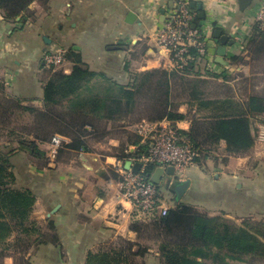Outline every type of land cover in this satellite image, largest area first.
Segmentation results:
<instances>
[{"label":"crops","instance_id":"obj_1","mask_svg":"<svg viewBox=\"0 0 264 264\" xmlns=\"http://www.w3.org/2000/svg\"><path fill=\"white\" fill-rule=\"evenodd\" d=\"M175 1L201 3L204 18L199 20L198 26L203 28L207 37L214 39L215 29L234 42L246 37L240 49L226 46L225 64L217 62L219 42L212 41L207 51L211 63L206 61L201 67L206 72L219 75L218 80H226L224 82L229 84L230 92L237 100H246L250 96L264 97V71L257 68L258 65L264 69V60H252L248 50L255 21L252 25L248 23L251 10L240 12L237 0H46L45 11L37 2L31 4L30 11L40 9L39 19L24 23L21 17L5 19L0 10V84L5 96L20 100L22 106L42 108V99L31 98V92L37 82L33 73L39 71L42 54L47 48L43 37L50 45L55 43L59 48H71L70 51L85 59L90 71L103 74L113 69L120 56L126 53L128 57L120 77L123 86L130 85L136 73L165 69L167 57L156 48L155 32L159 28L157 25L163 24L165 11ZM259 4L263 6L264 0H251L248 7ZM192 10L198 14L196 9ZM130 12L136 17L132 24L125 21ZM60 37L62 40L59 42ZM118 41L128 46H118L117 43L115 47L113 44ZM66 61L64 74L68 75L73 64ZM177 113L184 118L169 122L183 132L190 130L193 117L201 115L186 104L180 105ZM141 121L137 115H129L100 122L94 128L86 127L90 134L85 149L74 152L60 148L55 157L47 155L50 162L45 165V188L39 193L31 190L35 202L30 216V221L40 226L45 235V245L35 251L43 252L45 264H83L86 254L93 251L99 242L114 244L120 240H135L130 225L138 220L131 205L119 194L120 175L116 164L133 162L140 158L139 152L149 146V141L135 133L136 125ZM254 123L257 128L260 122L255 119ZM62 138L65 144L69 143L67 138ZM2 146L12 149L9 141L1 143L0 140ZM47 147L48 143L45 144ZM255 148L256 144L252 150ZM128 152L137 155L127 158ZM206 154L189 169L195 178L187 182L176 180V183L184 182L186 185L182 194L170 193V207L182 203L193 206L208 217L232 218V214L221 208L201 209L210 206L209 203L220 206L225 203L221 200L223 196L227 199V195L234 197L235 192L247 190V186H252L257 166L250 163V156L228 153L223 141L210 147ZM16 157L11 158V164ZM164 177L167 176L163 175L161 179ZM197 178L198 181L195 180ZM174 182L168 180L166 190ZM214 197L217 198L212 200ZM56 207V212L50 214ZM218 212L222 214L218 215ZM31 255L32 251L25 259ZM155 256L158 257L157 254ZM2 259V264H12L11 257ZM155 259L151 262L158 264L159 260Z\"/></svg>","mask_w":264,"mask_h":264},{"label":"trees","instance_id":"obj_2","mask_svg":"<svg viewBox=\"0 0 264 264\" xmlns=\"http://www.w3.org/2000/svg\"><path fill=\"white\" fill-rule=\"evenodd\" d=\"M34 2L45 5L46 0H0V10L5 19L14 20L21 17L24 23L33 14L29 15V8ZM198 22L200 21L196 16L194 23L196 27ZM248 50L252 60H264V34L256 26L249 39ZM65 59L73 64L72 70L68 75L48 70L43 86L41 109L22 106L20 100L6 97L0 84V115L10 116L14 112L37 113L45 117V121L62 124L68 132L54 130L53 134L62 135L69 143L63 142L60 148L77 152L87 147V136L90 132H87L86 127L94 128L100 122H109L129 115H137L140 120L148 122L180 121L184 117L177 113V109L180 105L186 104L189 109L194 108L201 115L193 117L188 132L179 133L199 153V160L206 157L209 148L220 141L225 143L226 151L235 156L246 155L254 147L257 132L254 121L258 119L260 122V119L264 118V97L250 96L246 100H237L231 90H228L226 96L204 94L198 96L192 85L186 99L181 101L178 97L186 94L183 91L175 97L177 92L171 87V79L182 81L186 79L177 77L175 71L164 69L147 71L133 76L130 85L123 86L108 79L102 72L90 71L79 53L69 50ZM185 72H195L197 76L213 79L220 78L219 75L204 71L201 63L189 64ZM201 72H205L204 75ZM157 73L161 74L163 79L161 84L166 91L162 90L160 95L152 94L145 98L153 112L144 116L143 110L150 106L141 104L140 93L147 85V80ZM177 85L178 83L176 88ZM56 108L65 111L56 114ZM5 123L0 117V134L3 131H10L11 135L16 131L11 128V124L3 125ZM51 140L47 136L40 138V142L20 137L16 142V148L0 147L1 251L13 245L16 247L20 245L25 253L30 247L45 245V235L41 227L30 221L35 196L28 189L14 187L15 176L11 158L17 153H25L32 159L46 160L47 155L40 149L39 143L46 144ZM148 149L149 146L145 147L139 152V156L146 155ZM126 155L127 158H131L137 153L128 152ZM155 169V165H148L144 169V174L151 178ZM177 185L179 183H174L168 190L172 195L182 194L184 189L177 192ZM221 217L224 218L208 217L193 206L178 203L169 209L165 217L155 216L151 224H145L143 221L133 222L130 230L136 235L137 240L148 238L158 245L160 264H197L198 253L193 257L192 248L214 249L217 251L216 257L220 256L226 262L256 264L254 259L248 258L264 256V226L261 227L262 230H252L246 225L232 226ZM13 235L15 243L9 245L6 242ZM107 246L97 252L89 251L83 264H132L139 252L131 250L133 246L127 240H120ZM143 249L148 250L145 247Z\"/></svg>","mask_w":264,"mask_h":264},{"label":"rangeland","instance_id":"obj_3","mask_svg":"<svg viewBox=\"0 0 264 264\" xmlns=\"http://www.w3.org/2000/svg\"><path fill=\"white\" fill-rule=\"evenodd\" d=\"M38 5L40 6L41 10L45 11V8H47L46 3L45 5L43 3L37 2ZM264 7V5H258V6H251L247 7L246 10H251V17L248 20V23L252 25L253 20L255 21L256 16L260 9ZM39 8H36V10H31L29 12L30 16V22L32 20H38L39 19ZM36 22V21H35ZM17 24V23H16ZM157 25V28L161 27L162 24ZM255 24L253 25V27ZM199 30L201 31L204 40L206 43L212 44L214 41L215 43H218L217 40L212 39L210 37H207L201 26H198ZM249 30V29H248ZM58 38V37H57ZM246 37H240L239 41H235L234 44L232 45L233 48L235 49H240L242 47L243 41L245 40ZM59 39V38H58ZM61 37L59 42L61 41ZM121 41V40H120ZM115 42V47L124 45L125 47L128 46L125 42ZM47 44V48L44 51L43 54H52L56 53L59 49H64L66 52L71 50L69 47H63L59 48L58 45L55 43L53 45H50L49 43ZM120 52H123L120 50ZM127 54L125 53L123 56H120V61L118 64L113 68V69H108V71H105L104 75L110 79L116 82L117 84L121 85L123 83L121 82V76L123 75L124 72V61L127 59ZM83 62L87 65L85 59H83ZM205 61H208L211 63L208 59V56L205 57ZM65 60V64H66ZM112 65V63H110ZM258 70L264 71L263 67L261 68L260 66L257 65ZM48 70L42 68V65L40 64V69L39 71L35 74L33 73V77H36L37 82L31 92V98H35V100H41L43 97V86L44 82L46 80ZM54 72V71H53ZM55 72H61L60 70H57ZM145 73V72H142ZM142 73H136L135 75H139ZM203 75L205 72H201ZM178 74V75H177ZM177 77H184L186 80L182 81L176 78L171 79V87H173V91L177 92L175 97H178L181 92H185L186 95H180L181 97H178L179 100L183 101L186 99V96L190 93L191 86L193 85L194 91H196V95H206V96H226L228 94V90H231V87L229 84H226L224 81H220L218 79H213V78H203L206 76H197L195 72L192 73H177ZM162 76L161 74L157 73L155 76L150 77L147 80V85L143 88V90L140 93V100L141 104H144L145 106H150L149 102L145 99L150 97L152 94L154 95H160L162 93V90L165 92L166 89L162 87L161 81H162ZM196 81V82H193ZM176 83H178L177 88ZM232 85H235L231 83ZM6 87V86H5ZM146 102H145V100ZM56 114H61L65 111V109L61 108H56ZM153 109L150 107H145L143 110L142 114L149 115L152 114ZM0 117L6 122L3 125H10L11 128L16 130L15 132H12L10 135V131L4 133L1 132L0 140L1 143L3 142H10L12 143V149L16 147V142L19 140L20 137L24 139H29L32 141L40 142V138H45L47 136L50 139H52L55 136H60L62 135L59 134H53L54 130H60L62 132H68L65 129V126L62 124H55L53 121H45V117L38 115L37 113L35 114H24V113H12L10 116H5V115H0ZM264 122V118L260 119V123ZM10 129V128H9ZM12 131V130H11ZM88 134V133H87ZM89 140V138H88ZM39 147L42 151L45 152L46 155L51 157V153L49 149L45 148V144H40ZM60 150V149H59ZM57 152V151H56ZM251 152V153H250ZM248 152L246 155L250 156V163L252 165L257 166V173L256 176L253 177L252 179V186H247V190H242L240 192H235L236 194L234 197H229L227 195V199L225 196L222 197L221 200H224L225 203L222 205H213V203H209L210 206H203L201 210L204 208H221L222 211H227L229 212L232 218H223L221 219L224 222L229 223V225L232 226H243L246 225L250 229H256V230H262V226H264V145H256V148L253 149L252 151ZM25 154V153H23ZM207 155V154H205ZM14 156H17L12 160V171L13 174H15V188L18 189H23V188H28V190H36L37 193L43 188H45V165L49 163V159L45 158L41 160H35L30 158L28 155H20V153L15 154ZM244 156V155H243ZM52 158V157H51ZM54 161V159H53ZM190 168H188L184 173L182 174H175L173 177H164L161 179L160 184L156 186L157 189V196L159 199V204H166L170 205V192L166 190V185L168 180H181V181H188L189 179L195 178L193 174L189 171ZM198 181V178L195 179ZM257 180V181H255ZM248 188H251L252 190L249 191ZM217 197L212 198V200H215ZM43 200H45V195H43ZM218 204V203H217ZM256 210H258V213H256ZM251 212V213H250ZM222 214V212H218V215ZM247 214H255L256 216L253 215V217H248ZM36 216L42 218L40 214H37ZM143 222L145 224H151L152 219L149 216L142 218ZM249 220V221H248ZM40 227V226H39ZM42 229V228H41ZM136 236V235H135ZM13 242V243H12ZM119 242V241H117ZM9 245H13L15 243V238L12 240L9 239L8 242ZM129 243L133 246L131 250L133 249L134 251H138L137 254L135 255V259L133 260L132 264H156V262H151L152 260L156 261L155 258L159 260V257H156L155 254L158 252V245L155 244L153 241L150 239L146 238L144 240H135L130 241ZM131 246V247H132ZM20 247V248H18ZM108 247L106 242H99L93 249V251L97 252L100 249H104ZM147 248L148 250H144L143 248ZM37 247L34 248H29L25 253H23V249L21 248L20 245H15L10 246V248L6 250H0V264H2V258L4 257H11L12 258V264H45L43 262V256L42 253H37L35 252ZM32 251L31 257L28 259H25L28 253ZM192 254L193 257L195 254L197 261L193 258L194 261L197 262V264H228V261L226 262L225 260H222L220 256L219 258L216 257L217 254H215L217 251L214 249H198V248H192ZM158 255V254H157ZM198 257V258H197ZM201 257H203L201 259ZM248 259H254V262L256 264H264V256H256L255 258H248ZM160 264V262H158Z\"/></svg>","mask_w":264,"mask_h":264},{"label":"built area","instance_id":"obj_4","mask_svg":"<svg viewBox=\"0 0 264 264\" xmlns=\"http://www.w3.org/2000/svg\"><path fill=\"white\" fill-rule=\"evenodd\" d=\"M175 2L165 11L163 24L155 32V45L158 51L167 57L164 70L182 73L189 68L191 63L202 65L206 63L208 44L194 24L196 12L189 7L186 1ZM255 26L264 34V7L256 16ZM65 55L64 49H59L52 54H42V68L54 72L60 70L64 73ZM135 133L141 139L149 141L148 153L131 162V164L137 163L141 166L136 173L125 170L123 163L116 164V170L120 175L119 194L131 205L138 221H143L142 218L147 216L150 218L165 217L171 207L159 204L156 186L151 182L150 177L144 174L145 167L148 165L163 169L172 167L174 174H182L196 164L199 153L189 141L180 135L177 127L166 120L161 122L142 120L136 125ZM63 142L64 139L60 136L52 138L47 147L51 157H55L56 151ZM255 144L264 145V123L257 126ZM178 181L181 182V180Z\"/></svg>","mask_w":264,"mask_h":264},{"label":"water","instance_id":"obj_5","mask_svg":"<svg viewBox=\"0 0 264 264\" xmlns=\"http://www.w3.org/2000/svg\"><path fill=\"white\" fill-rule=\"evenodd\" d=\"M237 3H238V9L240 12H243L248 6L249 4L251 3V0H237ZM189 7L191 9H196L198 11V14H197V18L199 20H202L204 18V13L202 12V6H201V3H196V2H190L189 3ZM162 12V11H160ZM136 20V17L133 13H128L127 14V17H126V22L127 23H134V21ZM195 26V25H193ZM213 37L214 39H216L218 42H219V46L217 48V62L220 63V64H225L223 63V58L225 56V50H226V46H232L234 44V40H231L229 39V37L225 34H223L220 30L218 29H215L213 31ZM42 40L45 42V43H49L48 39L46 37H43ZM124 169L125 170H131L133 173H136L139 169H140V164H131L130 161H127L124 163L123 165ZM163 175H166L168 177H173L175 174H174V170L172 167H167L166 169H163V168H156L155 171L153 172V174L151 175V182L155 185H159L160 184V181H161V177ZM176 183V182H174ZM174 183H170L168 185V188L167 190H169L173 185ZM186 183H179V185H177L176 187V191L177 192H180V190L184 189ZM58 209V207L54 208L50 214H54L56 212V210Z\"/></svg>","mask_w":264,"mask_h":264}]
</instances>
